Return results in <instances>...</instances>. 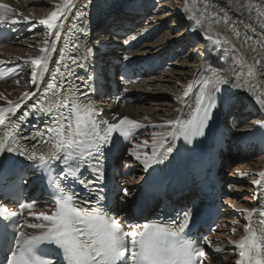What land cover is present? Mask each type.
<instances>
[{"label": "snow or ice", "instance_id": "6c2138e0", "mask_svg": "<svg viewBox=\"0 0 264 264\" xmlns=\"http://www.w3.org/2000/svg\"><path fill=\"white\" fill-rule=\"evenodd\" d=\"M90 3L91 0H86L83 7ZM5 8L9 6L0 4V9ZM73 8L77 9V18L84 21L87 13L78 8L74 0H63L62 5H56V11L37 23L47 30L62 33L65 25L61 21L68 19ZM19 23L27 24L31 23V20L28 17H24L23 20H8L6 15L0 12V30ZM80 33L85 34L83 27L80 28ZM253 33L255 34L254 29ZM60 40V34L54 36V41ZM257 40L264 43V34L258 36ZM73 46L76 49L80 47L79 43ZM56 52L55 44L49 45L48 48L42 49V55L30 61L34 85L42 81L43 73L49 70L48 61L51 59L49 53ZM92 56L93 49L86 48L85 53L79 58L70 56L69 59L78 68H86ZM63 61L64 53L60 51L55 70L50 74V80L43 89L36 86L32 92L26 93L21 101L16 103L10 101L7 109L0 108V126L7 129L0 133V176L8 172L19 173L20 170L15 168L13 160L10 159L11 156L23 157L30 162L33 169L41 172L42 178L43 173L51 170L57 162L63 165V170L57 174L59 182L55 184V210L51 214L29 212L33 218L43 221L28 225L33 229H40L38 233H26L19 220L14 219L20 217L25 209L35 207L34 201L20 203L19 212H10L5 206L0 205V255L4 257L0 264H205L206 252L200 241L189 236L194 224L191 209L179 213L178 222L169 220L167 223H146L126 231L115 215L103 207L101 202L104 199L102 195L104 189L101 186L105 181L106 150L113 153L128 152L145 170H148L154 165L162 164L167 159L165 152L171 154L173 149L170 145L166 147V139H161L158 143L154 141L151 154L145 152L143 157L136 150L142 145L137 144L128 148L127 145L131 143L135 131L145 126L128 117H124L118 123H110L103 119L101 116L103 109L95 108L88 100L86 92L73 87L70 82L73 73L68 64L63 65L68 69L67 77L64 80L58 79ZM24 64L27 65L28 61H24ZM17 69L16 75L24 71L21 65H17ZM236 78L239 79V74ZM93 81L94 76H90L88 80L82 82L81 87L95 91ZM229 84L228 79L217 76L210 94L200 97L190 118L172 119L166 121L165 125L154 127L170 125L173 130L168 132L167 136L172 139L182 136L188 143L205 136L214 111L218 106L228 103L227 90L221 85ZM29 100L32 102L27 104ZM257 102L264 109V99L257 97ZM25 104H27L25 110L15 120L10 119V116L15 115ZM30 118L36 121L47 118L50 123L46 121L39 126L33 124V130L28 136H22L21 126ZM114 134H117L115 139ZM147 145L148 141H144L143 147ZM85 167L91 172L92 180L80 175ZM259 176L262 179L253 180L251 183L264 187V172H260ZM19 179L21 183H27L26 175H20ZM68 179L78 182L88 190L89 197H95V204L88 198L79 201L74 194L66 192L61 183ZM121 191L125 196L129 194L127 188ZM242 211L247 214L248 219L252 218L253 212H258L256 209ZM258 215H264V212H258ZM248 231L249 235L230 241L239 250L240 259L235 264H264V245L258 240L255 231L251 228ZM205 243L211 247V241ZM53 245L54 250L46 247ZM213 251L222 253L224 249L217 247Z\"/></svg>", "mask_w": 264, "mask_h": 264}, {"label": "bare ground", "instance_id": "6f19581e", "mask_svg": "<svg viewBox=\"0 0 264 264\" xmlns=\"http://www.w3.org/2000/svg\"><path fill=\"white\" fill-rule=\"evenodd\" d=\"M61 3L63 0H1L0 4L8 5L9 8L8 11L0 9V12L7 18L14 14L12 9L39 16ZM165 3L166 5H162L163 12L158 18L169 19L171 26L176 28L181 24L183 29L181 33L170 31L157 44L178 43L181 40L185 43V31H187L186 39L190 43V56L178 59L177 64L166 73V76L154 77L152 81L145 80L136 86L135 90L143 93L142 102L139 107L133 109L134 112L131 110L130 117L144 125L149 133L146 132L145 137L135 141L133 146L142 145L141 148L136 149L142 157L145 152L150 155L153 142L158 143L161 139H165L167 133L172 130L170 125L164 127H154V125H165L168 120L182 118L192 107L191 100L198 91L197 86L201 84L202 87L208 82L207 84L213 87L217 76H223L230 81L229 86L222 85V88L227 90L228 103H239L241 107L238 111H243V115L249 117L248 119L244 117L240 121L241 125L247 124L246 126H237L236 139L244 141L255 139L264 143V127H261L264 125V109L257 102V97L264 99V43L257 40L258 36L264 34V0H170ZM168 4L170 9L167 8ZM189 23H191L190 28L187 26ZM209 37L211 39H208ZM216 41L218 43L214 44ZM203 46L202 56H191V52L195 54ZM36 51L30 46L18 50L14 55L21 58ZM216 60L222 64L220 69L216 68L218 67ZM256 61L260 63L257 64ZM250 69L251 75H249ZM237 74L239 79L236 78ZM9 91L8 95L16 93V89L13 88ZM7 100L4 94H0L1 103ZM217 108L219 112L222 110L220 106ZM253 118L255 119L252 122ZM144 141H148L147 147H143ZM131 160L138 167L137 171L141 172L143 166L132 156ZM263 171L264 156L255 158L254 161H247L236 171L239 174L236 176L237 180L242 181L237 190L245 191V195L235 200V205H239L240 209L253 210L256 206L257 195L254 191L258 193V186L251 181L261 179L259 173ZM41 212L47 213L46 210H41L36 214ZM244 214L243 218L247 217V214ZM237 221L239 222V219ZM243 222L240 218V222L232 226L238 229L236 238L241 237ZM39 231L40 229H25L29 234ZM230 241H235V238L229 236L225 239L226 244Z\"/></svg>", "mask_w": 264, "mask_h": 264}, {"label": "rangeland", "instance_id": "374dc122", "mask_svg": "<svg viewBox=\"0 0 264 264\" xmlns=\"http://www.w3.org/2000/svg\"><path fill=\"white\" fill-rule=\"evenodd\" d=\"M182 25H183V24H182ZM202 54H203V49H201V47H200V48L197 50V52H196L193 56H195V55L197 56V55H198V56L200 57V56H202ZM196 56H195V57H196ZM252 161H254V160H252Z\"/></svg>", "mask_w": 264, "mask_h": 264}]
</instances>
